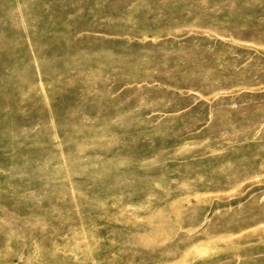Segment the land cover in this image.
<instances>
[{
  "label": "rangeland",
  "instance_id": "rangeland-1",
  "mask_svg": "<svg viewBox=\"0 0 264 264\" xmlns=\"http://www.w3.org/2000/svg\"><path fill=\"white\" fill-rule=\"evenodd\" d=\"M0 264H264V0H0Z\"/></svg>",
  "mask_w": 264,
  "mask_h": 264
}]
</instances>
